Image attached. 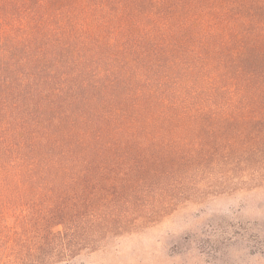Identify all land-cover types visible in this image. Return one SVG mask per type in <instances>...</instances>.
Segmentation results:
<instances>
[{"label":"trees","instance_id":"16d2710c","mask_svg":"<svg viewBox=\"0 0 264 264\" xmlns=\"http://www.w3.org/2000/svg\"><path fill=\"white\" fill-rule=\"evenodd\" d=\"M264 176V0H0V264H54Z\"/></svg>","mask_w":264,"mask_h":264},{"label":"rangeland","instance_id":"374dc122","mask_svg":"<svg viewBox=\"0 0 264 264\" xmlns=\"http://www.w3.org/2000/svg\"><path fill=\"white\" fill-rule=\"evenodd\" d=\"M199 183L158 223L54 264H264V176Z\"/></svg>","mask_w":264,"mask_h":264}]
</instances>
